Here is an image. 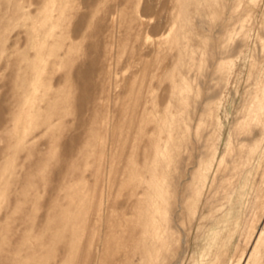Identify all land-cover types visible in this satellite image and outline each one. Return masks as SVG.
Segmentation results:
<instances>
[{"label":"rangeland","instance_id":"374dc122","mask_svg":"<svg viewBox=\"0 0 264 264\" xmlns=\"http://www.w3.org/2000/svg\"><path fill=\"white\" fill-rule=\"evenodd\" d=\"M0 264H264V0H0Z\"/></svg>","mask_w":264,"mask_h":264}]
</instances>
